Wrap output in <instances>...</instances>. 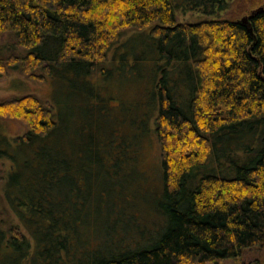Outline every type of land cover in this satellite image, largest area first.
I'll return each mask as SVG.
<instances>
[{"label":"trees","instance_id":"1","mask_svg":"<svg viewBox=\"0 0 264 264\" xmlns=\"http://www.w3.org/2000/svg\"><path fill=\"white\" fill-rule=\"evenodd\" d=\"M239 1L0 0V74L62 80L85 109L130 62L154 88L139 130L113 108L85 135L81 102L69 132L34 94L0 103L28 125L11 139L0 117V264H217L264 246V0H247L246 23L220 17ZM183 6L218 18L179 23ZM153 137L154 191L140 155Z\"/></svg>","mask_w":264,"mask_h":264},{"label":"rangeland","instance_id":"2","mask_svg":"<svg viewBox=\"0 0 264 264\" xmlns=\"http://www.w3.org/2000/svg\"><path fill=\"white\" fill-rule=\"evenodd\" d=\"M262 4H264V1L259 2V5ZM183 7L186 9L184 10ZM183 7L180 9L181 11H176V19L179 23H196L202 20H209L217 17L216 15H214V17H210L209 14H207L204 10H199V12L198 10H190V7L187 6ZM256 8L250 7L247 3V0H240L238 4H234L225 13H222L220 17L234 18L237 19V21H242L245 17H248L252 10ZM10 41L11 40L9 37H3V40L0 41V49H5L7 45L12 43ZM136 44L141 43L136 42ZM132 47H135V43ZM131 55L133 56V54ZM2 56L6 58L8 56V52L2 54L0 57ZM127 67L129 68H127L123 73H119L118 71L116 72L114 69L112 72L102 75L100 81L98 82L104 86V90L102 93L97 89H95V91L97 90L99 92L98 95L100 94L103 97V102L98 103V101L95 100V102L91 103L93 104V107L88 109H85L84 103L86 102L87 106L89 99L92 100L91 97L86 96L82 91L74 92L75 95L70 92L68 93L69 85H67L66 82H62V80H58L56 78H48L46 81L33 80L30 79L26 73L23 74L20 72L11 71L9 68L8 72L0 74V103L5 100H11L13 98L27 94H34L41 100L49 103L54 108L57 122L62 127L66 129L68 128V132L70 131L71 127H74L71 125V123H74V114L76 113L78 102H81V110H79V114H81V131H83V127L86 131L87 129L96 131L104 125H107V108L109 110H112L111 108H113L114 112H112V114L114 116V120L117 117L115 115L118 112H121L122 117L118 116L121 118V125L125 128L127 125H133L134 122L136 125L139 124V126H137L139 130V128L143 126V124H141V120L143 119L133 117L134 110L137 109L138 105H140L141 107L151 111L152 106H154V88L151 82L152 79L150 80L151 77L148 75L146 76L141 70L132 69V62H130ZM95 77L96 75H94L92 78L94 79ZM120 105H123L122 111H120ZM117 108H119V111ZM0 117L2 119L3 133L11 139L24 134L28 130V125L24 120L7 114L4 109H1V107ZM150 128L154 129L152 127ZM61 131H63V128ZM125 132H127L126 129ZM83 133H85V131H83ZM86 134L87 132L85 135ZM152 135L153 134H151V136ZM140 138L141 136L139 137V141H142ZM82 140L83 138H81V141ZM116 140L117 138L113 139L115 144ZM140 155L142 171L149 174L150 177L153 175L155 177V180L151 178L152 181L150 179L149 184L147 185L148 190L154 191L156 190L157 184L159 183V181L156 180V176H161V171L159 170L161 162V150L156 137L149 139L147 138L144 141ZM128 169L129 166L126 165L125 171ZM131 181L132 179L129 181V183H131ZM133 183L134 181L130 184V187L133 186ZM1 185L2 182L0 181V186ZM134 191H136V189H134ZM162 195L159 196L158 200L154 203L155 205L153 203L151 205L149 202H146L152 207V210H158V203ZM125 199L126 201H130L132 206V200L129 198ZM133 202L135 203V200H133ZM134 211L136 212L135 209H130L129 214L132 215V212ZM146 211V215L143 213V215L146 217L141 219L143 223H151L152 221L154 223L158 220L152 217L155 215L153 211H149L147 208ZM124 214H127V212H124ZM157 224L158 223H156L155 226H158ZM217 264H264V246L251 248L244 251L241 258L239 259H227Z\"/></svg>","mask_w":264,"mask_h":264},{"label":"water","instance_id":"3","mask_svg":"<svg viewBox=\"0 0 264 264\" xmlns=\"http://www.w3.org/2000/svg\"><path fill=\"white\" fill-rule=\"evenodd\" d=\"M264 9V7H260L258 10L262 11ZM255 11H253L254 13ZM244 23H246L248 21V17H245L243 20H242Z\"/></svg>","mask_w":264,"mask_h":264}]
</instances>
